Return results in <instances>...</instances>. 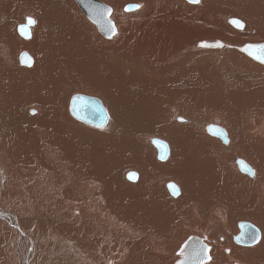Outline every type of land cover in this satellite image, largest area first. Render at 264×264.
Wrapping results in <instances>:
<instances>
[{
	"label": "bare ground",
	"instance_id": "6f19581e",
	"mask_svg": "<svg viewBox=\"0 0 264 264\" xmlns=\"http://www.w3.org/2000/svg\"><path fill=\"white\" fill-rule=\"evenodd\" d=\"M141 1V9L131 13L123 12L122 0L112 3L115 24L110 19L111 11L109 19L118 35L106 40L95 33L74 0H0V16L10 14L12 9L24 12L29 3L37 9L32 13L34 24L39 23L43 31L37 32V26L34 40L31 36L21 38L20 46H15L21 50L19 55L27 52L32 61L25 68L16 54L7 55L12 39V32L7 31L10 20L0 24V249H8L16 264H173L176 251L169 244L170 237L161 235V231L171 226L179 235V244L189 232V222L196 230L203 223L219 234L205 235L204 242L214 251L209 252L210 262L203 264H226L234 257L240 261L236 264H264V118L252 111L264 89V65H255L242 56L237 60L227 53L210 54L224 57L223 63H217L223 66L221 72L210 79V61L201 60L207 53L199 58L194 54L176 58L188 43L211 37L210 30L215 26L222 27L234 41L256 37L257 44L264 43V0H224L227 9L220 8L223 0H200L197 5H186L183 0ZM236 9L252 18H227V25L225 14L236 15ZM233 20H239L243 27L234 25ZM137 22L138 29L134 30ZM135 36L142 38V43L135 50H128L126 45ZM172 45L175 50H171ZM221 45L218 48L224 46ZM25 46L26 51L21 48ZM245 46L234 47L246 54ZM149 48L161 53L150 59L143 53ZM32 50L39 58L34 57ZM234 69L251 81L234 80L229 74ZM181 70H188L184 82L175 75ZM55 71L60 81L52 88L51 97L45 99L44 90L53 86ZM148 74L164 77L170 85H161L159 92L154 93L157 84L148 81ZM192 74H198L210 94L220 100L208 105L210 108L222 110L225 104L236 117L239 153L246 154L248 160L243 157L244 160L256 167L257 173L249 167L254 173L251 177L239 171L240 159L236 160L239 157L233 141L229 147H221L217 140L202 135V128L195 122L158 126L159 130L153 124L143 125L142 110L137 117L134 99L146 100L149 108L165 106L168 110L164 125L168 124L167 115L175 119L179 108L170 107L183 98L190 99L189 86H194V99L200 93L199 78L188 80ZM176 81L179 85L175 86ZM216 87L220 93L215 95L211 89ZM74 91L95 96L109 120L102 129L94 130L75 119L72 150L63 154L58 149L64 142L67 147L70 135L61 121H74L68 112V98ZM206 127L203 125V129ZM173 128L186 141L175 140L173 145L181 149L180 154L159 162L146 132L166 138L163 129ZM199 143L204 162L200 160ZM125 144L141 146L145 161L121 156ZM223 144L228 145L229 141ZM169 149L170 145L168 152ZM18 160L31 165L15 166ZM132 168L140 171L139 179L126 183L125 171ZM72 171H77L74 178ZM164 173L179 182L182 193L178 198H169L167 192V199L160 196L157 185L163 192L164 187L157 180ZM167 182L164 181L165 187ZM215 184L220 191L212 192ZM216 205L225 208L230 225L236 221L237 225L251 224L246 220L253 223L256 219L261 239L235 250L227 235L229 227L219 225L217 218L208 215L209 209L205 214L207 208ZM139 211L143 214L137 215ZM62 212H66L68 220L60 215ZM152 215L162 216L153 233L138 226L123 227L128 217L153 219ZM78 225L80 228L76 229ZM30 234L36 237L31 238ZM226 246L231 247L232 255L224 249Z\"/></svg>",
	"mask_w": 264,
	"mask_h": 264
},
{
	"label": "rangeland",
	"instance_id": "374dc122",
	"mask_svg": "<svg viewBox=\"0 0 264 264\" xmlns=\"http://www.w3.org/2000/svg\"><path fill=\"white\" fill-rule=\"evenodd\" d=\"M99 1L102 2L104 5L110 7V9H111V17H110V19L113 21V19H112L113 5H112V3L115 0H99ZM122 1H123L122 9H123L124 13L137 12V11H139L141 9V7L143 5V2L141 0H135V1L122 0ZM183 1L185 2L186 5H197V4H189V2H187L186 0H183ZM74 2L76 3L75 0H74ZM131 4L135 5L136 8L133 9V10H130V11L126 10L125 7L128 6V5H131ZM76 5H77V3H76ZM77 7H78V5H77ZM227 7H228L227 2L223 0L220 3V8L227 9ZM78 9H80V8L78 7ZM25 10L26 11H24V12H19L17 10H13L12 9L10 11V14L8 13L5 16H0V24H3L5 22H7L8 20H10V22H11L8 25V27H7V31L12 32V39H11V41H9V46H8V49H7V55L16 54L17 58L20 57L21 53H27V52H21L20 55H19V52L21 50L20 49H15V46H20L19 39H21V38L22 39H27V38H29L31 36L32 39L34 40L35 39L34 33L36 31L37 26H39L37 32H43L39 23L34 24V25L32 24L31 26H29L28 23H27L29 17H31L34 20V18H33L34 14H32V13L34 11H36L37 9H34L28 3L26 5V7H25ZM234 11L236 12V15H231L230 13L225 14L226 19L224 18L225 19L224 22L227 25H228V22H229L228 21L229 18L234 19V18L237 17V18H241V19H244V20H245V18H250V17L252 18V15H250V14L242 13V12H240L237 9L234 10ZM82 13H81V15H82ZM38 14H39V16H41L40 12ZM84 17H85V15H84ZM85 19L87 20V22H89L93 26L95 33L98 36H100L101 38H103V39L109 40V39H112V38H114V37H116L118 35V32L116 30V35L111 36V38H104L99 33V31L97 30L96 25L93 24L92 22H90L89 19H87L86 17H85ZM114 24H115V22H114ZM137 24H138V22L134 25V30L138 29L137 28ZM23 26L26 27V29L28 31V35L27 36H23L19 32L20 28L23 27ZM145 27L146 26H144V28ZM16 30H17V34L19 36H17ZM210 31L213 32V33H211V37H209V38H201V39H198V40H195L193 42L188 43L187 45H185L183 47V49L181 51H179L177 53L176 58L184 57L186 55H188V57H189L192 54H194L196 57L199 58L200 55H202L203 53H207L208 55L207 56H202L201 60L203 61V60L208 59L210 61V62L207 63L208 67L212 71V74H208V78H210V79H213V76H215V74L217 72L218 73L221 72L220 68H221L222 65L220 66V64H217L218 60H219L220 63L224 62V57L223 58L221 57L219 59V58L213 57L210 54H224V53H227V54L233 56L237 60H239L240 57L242 56V57L246 58L247 60H249L250 62H252L255 65H258V66L264 65V64H261V63H258L256 61H254L252 58H250L249 56L244 54L237 47H234V46H245L246 44H252V45L257 44L258 41H257L256 37H251L250 41H234V40L230 39L227 36V31H225V32L222 31V27L215 26V28L211 29ZM54 35H55V32H54ZM56 39H58L57 36H56ZM210 41H212V42L213 41H218L220 43H223L224 46L222 48H216V47H211V46L201 47V44H205V43L210 42ZM263 42H264V40H263ZM141 43H142V38H139V37L135 36V38L126 45V48L128 50H135L139 46V44H141ZM225 44H227L228 47ZM34 45L36 47V43ZM21 48H22V50H25V51L27 49L26 46L25 47H21ZM175 49H176V46L172 45L171 50H175ZM32 53L34 54V57L39 58V57L35 56V51L34 50H32ZM143 53L144 54H148L149 58L151 59V57L153 55L158 57L159 54L161 53V50L154 49V48H149V50L145 49L143 51ZM236 55H238L239 58H237ZM44 57L48 58L49 55H44ZM190 60L193 62V66L194 67L197 66L195 64V62H194V59H190ZM200 64L205 65L203 62H200L199 65ZM22 66H24V65H22ZM26 67H29V66H25V68ZM184 68H186V67H184ZM186 69H189V68H186ZM187 71L188 70H181V71L176 72L175 75L179 76L180 80L182 82H184V74L187 73ZM54 74L56 75L55 76L56 78H54L53 86H51V87L48 86L44 90L45 99L51 97L52 88L55 87L56 83L60 81V76L57 75L56 71L54 72ZM229 74L232 75V78L234 80H237L238 78H240V79L244 80L245 82H250L251 81V79L247 75H240L239 73H237L236 69L230 70ZM148 75H149L148 76V81L150 83L157 84V86L153 88L154 93H158L159 92V90L162 88L161 85H164V84L170 85L169 83L165 82V78L164 77H158V76L150 75V74H148ZM137 76H138V74H136V79H137ZM194 76H197L199 78V80H200V83H201V89H200L199 95L196 97V99H194V95H193L194 86H189L190 87V94H191L190 97H189L190 99L183 98V100L181 102H175L174 104L171 105L170 109L174 110L175 108H179V111L175 115V119H173V117H171L169 115L166 116L165 120H166V123H168L167 125L163 124V119H164L163 117H164V114L167 113L168 109L165 106H163V105H157L155 108H149L148 105H147L146 100L137 102L134 99V101H135L134 103H135V105H137L136 106V110H137L136 111V115H137V117L139 116V112L138 111L142 110V115H143V118H144V121L142 122L143 125L147 126L149 124H153L157 128H158V126L172 127L173 125H189L191 122H195V123L199 124V127L202 128V130H201L202 135H204L205 137H207L209 139L217 140L218 144L221 147H229L230 141H233L234 145L237 147L236 153H237V156L239 157V158H236V160L237 159L242 160L244 163H247L248 165H250L249 167L253 171L256 172L255 165L251 161H250V164H249L246 160H244V158L247 159V157H246L247 155L246 154L245 155H241L239 153V151L241 149V146L238 144V142H239V135H238L239 134V132H238L239 126L237 124L236 117L231 114L230 109L225 104H222V110H216V109L210 108L208 105L215 104L216 102H218L220 100H218L217 98H215L213 95L210 94L209 90L207 89L206 85L203 83L202 79L199 77L198 74L190 75L188 80L193 78ZM262 80L264 82V76L262 77ZM174 85L176 86V85H179V84L176 81V83ZM174 85H172V86H174ZM211 92L216 95V94L220 93V89L217 88V87L216 88H212ZM76 94L87 95V94H85L83 92H80V91H74L71 94V96L68 98L69 103H70V100H71L72 96L76 95ZM87 96H91L92 97L93 95H87ZM93 97H95V96H93ZM155 97H157L156 94H155ZM69 103H68V112L70 114ZM160 103L161 104H165L166 102L160 101ZM253 104L256 105L253 108V110H252L253 114L264 118V89H263L262 93L259 96V100L254 102ZM216 111H220V112H216ZM244 113L247 114V111H244ZM29 114H32V112L29 111ZM52 116H54L53 110H52ZM176 118H182L185 121L184 122L176 121L177 120ZM108 120H109V116H108ZM108 120H107V122H108ZM61 122L66 127V129H67L66 131L70 135V140L67 143V147H65V142H64V145L61 148H59L58 150L61 153H63V154H67V153H69L72 150V145H71L70 141H71L72 137L75 134L77 125H76V122H75V118H74V121L72 123L67 118L63 119ZM107 122H106V124H107ZM83 124H85V123H83ZM85 125H87V124H85ZM203 125L204 126L215 125V126H220L221 128H223L225 130V132H226L227 142L229 141V144L228 145L223 144L224 142L222 143L221 140L217 139V137L215 138L214 136L209 135V133L206 132V129H203ZM87 126L93 128L94 130H100V129H102L104 127V126L95 127V126H92V125H87ZM158 129L160 130V128H158ZM163 132H166V138H160L158 136H154L153 132H146V135L148 136V143L150 142L151 139L156 138V139H160V141L166 143L167 145L168 144L170 145V149H169V152H168L167 157L165 158V160H159L157 158V149H156V147L153 146L152 143H150V146L153 148V152H154V154L156 156V159L159 162L167 161L169 158H171V156H173L175 154H180L181 149L180 148L176 149L174 147V145H173V142L175 140L184 139V142L186 141L184 136L181 135L179 132H177L174 128L172 130L163 129ZM61 137L64 139L65 133H62ZM176 137H179V138H176ZM201 143H199V146H200ZM169 145H168V148H169ZM200 148L202 150V156L200 157V160H202L204 162V159H203L204 158L203 147L200 146ZM249 154H251L252 157H257L255 154H252V153H249ZM121 156L128 157L130 159H132L134 157V159L142 160V163L145 161L142 147L141 146H137L136 144H125V147L123 148V154ZM226 156L227 157H232V155H230V154H227ZM60 162L61 163H65V161H63V160H60ZM16 165L27 167V166H30L31 164L27 163L24 160H18L17 162H15V166ZM15 166L13 167V171H14ZM230 168H231V170H233L231 166H230ZM68 169H69V167H68ZM59 171L60 170H57V173ZM129 172H133V173H135L137 175V178L134 179V181L133 180H129V179L126 178V174L129 173ZM76 173H77V171L76 172L72 171V173H71L72 178L75 177ZM242 174H244V173H242ZM262 175H264V174H262ZM139 176H140V171L137 168L127 169L125 171L124 181L126 183H136L137 180L139 179ZM249 177H251V176H249ZM203 179H204V176H203ZM158 181H162L163 182L164 192L160 191L158 185H157V189H158V192H159L160 196L164 200L167 199L166 192L168 193L169 198H173V199L178 198L181 195L182 189L180 187L179 182L177 180H174L171 177L167 176L166 173L162 174V176L157 180V182ZM164 181H168L166 183V187L164 185ZM204 182H208V181L204 180ZM169 183L174 184V186L176 187V189L178 191L177 195L174 196V197L170 194V192L167 189V184H169ZM9 190L10 189H8V191ZM214 190L220 191V189L217 188L216 184L213 186L212 192H214ZM8 191H6V192L8 193ZM208 209H209V214H208ZM220 212H223L225 214V217ZM136 214L137 215H141L143 213L139 211ZM205 214H208L211 217L217 218V221H218L219 225L222 226L223 224H226L227 227H229L230 233L227 234V235H229L230 243H231L232 247L235 250L236 249H245L247 247V246H244V245L236 244L234 242L233 238L239 233L237 221L234 222L233 225L229 224L227 212H226L224 207H222L220 205H216L213 208H207V211L205 212ZM60 215L62 217H65L68 220V218L66 217V212L65 213L62 212V213H60ZM152 216H153V219H143V218L139 219V218L128 217L124 221L123 227H125V225H129L130 229H131L132 226H138L139 229H142L144 231L153 233V232L157 231L158 227L156 226V224H159L160 219H161L162 216H160V217H156L155 215H152ZM255 220L256 219H253V223H252L251 220H246V221L251 222V224H253L258 229H260V227L257 226V223H256ZM200 226H201V228L199 230H196V229H194L192 227V224L189 222V224L187 226V229H188L189 232L187 234H184L185 238L183 240H181L179 242V244H177V242L179 241V235L175 234L176 230L171 228V226L169 228L164 229V230L161 231V235H168L170 237L169 244L172 243L173 244V248H174L173 251H176V255L172 256V260H171L173 262V264H175V262L178 259L181 258L180 254H179V250H180L181 246L183 245V243L185 241H187L190 237L197 236L200 239H203V241H204L205 240L204 237H205L206 234H210V233H213V232L217 233V230L215 228H210L208 225L200 223ZM79 228H80V225H78L76 229H79ZM180 229H179V231H180ZM30 236H31V238H34V237H36V234H30ZM220 236L222 238H224V240H225L226 237L224 235H220ZM259 239H261V238H259ZM218 241L220 243H222L219 240V238H218ZM208 247H209V252L210 251H214V249L211 246H208ZM224 249H228L229 250V255H232L231 247L226 246V247H224ZM237 259H238L237 257H234L232 259V261H226V264H232V263H235L236 261L240 262ZM208 262H210V260ZM0 264H16L14 262L13 255L11 254V252L8 249H0Z\"/></svg>",
	"mask_w": 264,
	"mask_h": 264
},
{
	"label": "water",
	"instance_id": "95a60500",
	"mask_svg": "<svg viewBox=\"0 0 264 264\" xmlns=\"http://www.w3.org/2000/svg\"><path fill=\"white\" fill-rule=\"evenodd\" d=\"M76 2L79 8L84 12L85 16L96 25L98 31L104 37H110L111 36V32L109 29V21L111 22V20L109 19L110 13L107 16H104L101 11L102 9L105 8L110 9V8H108L102 2L97 0H76ZM135 8L136 6L132 4L125 7V9H130V10H133ZM21 28L24 29V33L22 34L21 31L20 33L23 36H27L28 31L26 27L23 26ZM218 44L221 45L220 42H213L207 45L218 48V46H216ZM254 45H261V44H254ZM246 46L244 47V51L246 55H248V51H254L253 49H248L246 51L245 50ZM249 57L252 58L251 56ZM253 60L260 63L258 60L255 59ZM31 62L32 61L30 57L26 53H21L20 63L22 65L30 66ZM69 111L70 114L73 116V118L87 125L102 127L105 125L107 121V116L105 114L101 102L94 97H89L81 94L73 95L69 103ZM206 131L209 133V135L219 138L222 142L224 143L227 142L226 132L223 128L215 125H208L206 127ZM157 141L159 143H156ZM151 143L157 149V158L159 160H164L168 154L167 145L164 142L160 141V139H156V138L151 139ZM237 166L241 173L252 176V174H250L249 171L251 169L242 160L237 161ZM126 178L129 180H134L137 178V175L133 172H129L126 174ZM170 185L174 186V184L172 183L167 184L168 191L174 197L177 194V191L175 189V186L170 187ZM238 229H239V233L233 238L236 244L249 246L255 244L259 240L260 237L259 231L252 224L247 222H239ZM179 254L181 258L178 259L175 262V264H203L204 262L209 261V247L205 244L203 239H200L197 236H192L187 241H185L179 250Z\"/></svg>",
	"mask_w": 264,
	"mask_h": 264
},
{
	"label": "snow or ice",
	"instance_id": "6c2138e0",
	"mask_svg": "<svg viewBox=\"0 0 264 264\" xmlns=\"http://www.w3.org/2000/svg\"><path fill=\"white\" fill-rule=\"evenodd\" d=\"M188 2L190 4H198L200 3V0H188ZM126 10H130V9H126ZM103 15L104 16H107L111 9H102L101 10ZM234 25H236L237 27H243L242 23L239 21V20H233L231 21ZM35 21L29 17L28 18V25L31 26L32 24H34ZM109 29H110V32H111V36H114L116 35V29H115V26L111 24V22L109 21ZM21 33L23 34L24 33V29L21 28ZM111 36L109 38H111ZM209 45H206V44H201V47H208ZM216 46H222V45H216ZM248 49H253L254 51H248V55L251 56L253 59L255 60H258L260 63H264V44H261V45H247L245 50L247 51ZM258 53V54H257ZM156 143H159L158 141ZM250 171V174L254 175V173ZM170 187H174V186H171Z\"/></svg>",
	"mask_w": 264,
	"mask_h": 264
},
{
	"label": "crops",
	"instance_id": "0c3cea01",
	"mask_svg": "<svg viewBox=\"0 0 264 264\" xmlns=\"http://www.w3.org/2000/svg\"><path fill=\"white\" fill-rule=\"evenodd\" d=\"M254 226V225H253ZM256 227V226H255Z\"/></svg>",
	"mask_w": 264,
	"mask_h": 264
}]
</instances>
